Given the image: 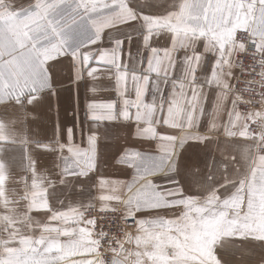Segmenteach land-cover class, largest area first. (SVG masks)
I'll list each match as a JSON object with an SVG mask.
<instances>
[{
  "label": "crops",
  "instance_id": "obj_1",
  "mask_svg": "<svg viewBox=\"0 0 264 264\" xmlns=\"http://www.w3.org/2000/svg\"><path fill=\"white\" fill-rule=\"evenodd\" d=\"M240 32L264 60V0H0V264H100L90 207L264 204Z\"/></svg>",
  "mask_w": 264,
  "mask_h": 264
},
{
  "label": "rangeland",
  "instance_id": "obj_2",
  "mask_svg": "<svg viewBox=\"0 0 264 264\" xmlns=\"http://www.w3.org/2000/svg\"><path fill=\"white\" fill-rule=\"evenodd\" d=\"M182 207L183 214L179 205H169L168 220L152 217L142 228L134 217L126 218L134 264H264L262 199H241L237 193L229 200L214 197ZM143 228L146 234L135 239Z\"/></svg>",
  "mask_w": 264,
  "mask_h": 264
},
{
  "label": "built area",
  "instance_id": "obj_3",
  "mask_svg": "<svg viewBox=\"0 0 264 264\" xmlns=\"http://www.w3.org/2000/svg\"><path fill=\"white\" fill-rule=\"evenodd\" d=\"M242 44L236 57L235 82L229 90L233 103H236L245 115L247 128L255 137V149L264 153V60L259 54L256 40L248 32L237 35ZM262 112V116L253 120L251 115ZM89 223L91 235L97 247L96 257L100 264H115L117 259L132 261L128 256L131 244L128 241L129 227L120 209H97L90 207L84 212Z\"/></svg>",
  "mask_w": 264,
  "mask_h": 264
}]
</instances>
